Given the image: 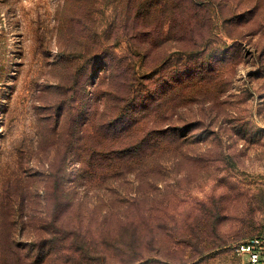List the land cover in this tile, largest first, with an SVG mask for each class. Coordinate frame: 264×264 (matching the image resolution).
Returning <instances> with one entry per match:
<instances>
[{"label": "rangeland", "instance_id": "obj_1", "mask_svg": "<svg viewBox=\"0 0 264 264\" xmlns=\"http://www.w3.org/2000/svg\"><path fill=\"white\" fill-rule=\"evenodd\" d=\"M264 238V0H0V264H248Z\"/></svg>", "mask_w": 264, "mask_h": 264}, {"label": "built area", "instance_id": "obj_2", "mask_svg": "<svg viewBox=\"0 0 264 264\" xmlns=\"http://www.w3.org/2000/svg\"><path fill=\"white\" fill-rule=\"evenodd\" d=\"M238 251L248 255V264H264V238H250L238 247Z\"/></svg>", "mask_w": 264, "mask_h": 264}]
</instances>
